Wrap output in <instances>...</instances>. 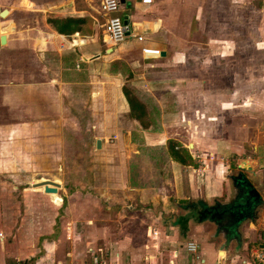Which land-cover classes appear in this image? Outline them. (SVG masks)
I'll list each match as a JSON object with an SVG mask.
<instances>
[{"label":"crops","instance_id":"1","mask_svg":"<svg viewBox=\"0 0 264 264\" xmlns=\"http://www.w3.org/2000/svg\"><path fill=\"white\" fill-rule=\"evenodd\" d=\"M96 1L21 0L5 22L0 16L7 36L0 43V150L16 122L40 123L41 130L46 121L64 127L67 119L92 118L96 134L114 133L95 136L93 149L85 141L84 152L96 150L111 176L96 181L100 168L85 174L79 202L88 188L94 210L81 229L61 220L68 197L81 189L70 180L22 186L12 183L17 176H0V264L259 262L264 0H122L115 15L144 41L118 45L110 43ZM66 18L83 21L73 33L62 27L64 34L48 23ZM145 46L161 56L144 57ZM127 83L147 108L149 128L131 117ZM71 97L83 104L72 106ZM170 141L188 150L187 164L171 157ZM113 149L122 150L123 163ZM50 162L65 166L66 157ZM43 181L59 184L58 192L35 186ZM192 241L198 258L187 250Z\"/></svg>","mask_w":264,"mask_h":264},{"label":"rangeland","instance_id":"2","mask_svg":"<svg viewBox=\"0 0 264 264\" xmlns=\"http://www.w3.org/2000/svg\"><path fill=\"white\" fill-rule=\"evenodd\" d=\"M19 1L21 0H0V10H13L14 7L19 6ZM96 2L99 6V2ZM28 4V2L23 3V7H28ZM228 7L229 6H227V8ZM249 7L250 6H247V8ZM16 12L19 13V11ZM15 19L16 18H13V21H15ZM1 20L5 22L6 17L2 18ZM14 24L15 22L4 23L3 28L6 30ZM207 29L208 28L205 29V34ZM203 37L201 38V44L202 46H205L206 43L203 42H206L204 41L206 38ZM152 39L157 41L159 38L155 36L152 37ZM127 84L130 86V89L135 88L134 85L131 86L130 83ZM70 100L72 102V106L75 107H79L83 104V102L81 103L75 97H71ZM89 119L92 121V118ZM89 119H67L64 127H61L59 122L53 120L50 122L46 121L42 122L44 128L41 130H39L40 126H38L40 123L26 122V127L22 128L20 127V122H16L14 124V128L9 131L10 133L4 134L6 138L4 141L6 144L3 145L4 149L0 150V176H17V179L12 181L14 185L19 184L22 186H27V184H30L38 179H49L59 181L61 183H64L65 180H70L74 187L81 188L80 190L76 191V193L71 195V197H68V206L65 212H63L64 218H61L63 221L72 220L74 222V228L78 229L82 228L83 221L86 219V217L92 215L94 210L93 200L89 199L90 191L88 188L86 189V193H84V196H86L83 197V199L79 202L83 196L80 192L85 189L84 179L85 177H90L85 176V174L87 175L89 173H94L93 175H95L97 168L98 170L100 168V170L97 171V175L93 176L96 181L99 176L102 178L111 176L110 171L104 166L105 164L100 161V156L95 153L97 151L94 150V154L92 153L91 155L89 153H85L84 144L86 143V140H92L91 148L93 149L95 136L97 138H110L114 135V133L102 132L96 134L95 131L98 129L90 128V124H94V122L88 121ZM173 119L175 120L176 117ZM57 124H59V127H56ZM59 128L64 130V133L61 135V137L58 134L60 131ZM109 143L111 142L109 141ZM59 145H61L63 148L62 152L59 151ZM115 145L116 144L113 146ZM112 153H116L115 157L120 163L124 162L122 150L113 149L111 154ZM59 157H66L65 166L52 164L50 162L51 160L58 161ZM246 166L247 165H245V168H248ZM233 173L238 174L237 171H233ZM98 185L103 186V184H100L99 182ZM121 222H123V220H121ZM125 228V226L122 227L121 223H119V229L117 231L118 234H124L126 232ZM82 230L85 232L84 229ZM92 232H95V230L93 229ZM93 235L94 233H90L91 238Z\"/></svg>","mask_w":264,"mask_h":264},{"label":"built area","instance_id":"3","mask_svg":"<svg viewBox=\"0 0 264 264\" xmlns=\"http://www.w3.org/2000/svg\"><path fill=\"white\" fill-rule=\"evenodd\" d=\"M100 2L101 13L105 17L104 29L108 36L110 43L118 45L120 42L127 38H133L138 42H143L144 37L133 32H129L124 24L123 20L116 16L121 0H98ZM155 0H140L143 5H151ZM142 54L146 58H159L161 56V50L157 48L143 47ZM155 234V233H154ZM187 250L193 256L198 255L199 245L195 242H189L187 244ZM198 258V257H197ZM256 259L259 262L249 261L243 264H264V254H258ZM94 264H101L97 259L94 260Z\"/></svg>","mask_w":264,"mask_h":264},{"label":"trees","instance_id":"4","mask_svg":"<svg viewBox=\"0 0 264 264\" xmlns=\"http://www.w3.org/2000/svg\"><path fill=\"white\" fill-rule=\"evenodd\" d=\"M47 3L51 2H58L60 0H44ZM83 20L80 19H58L57 21L55 20H48V23L57 31H59L60 33L64 34V29L62 27L67 26L68 28H70V32L73 33V31H75V25L77 26V24L82 23ZM70 33V34H71ZM123 92L130 104L131 107V117L135 120H137L138 122H140V124L144 127V128H149L150 127V118L147 114V108L146 106L139 101V99L136 97L135 93L136 91L134 89H130V86L128 84H126L123 87ZM168 150L169 153L171 155V157H173V159H175L176 161L182 163V164H187L189 162V160L191 159V157L188 155V150L182 148L178 142H174V141H170L168 142ZM202 214H204V212H202Z\"/></svg>","mask_w":264,"mask_h":264},{"label":"water","instance_id":"5","mask_svg":"<svg viewBox=\"0 0 264 264\" xmlns=\"http://www.w3.org/2000/svg\"><path fill=\"white\" fill-rule=\"evenodd\" d=\"M121 2H122V0H121ZM8 15H9V11L7 9L0 11V16L2 18H5ZM124 24H126V22H124ZM0 33H1L0 43L4 45V44H6L7 36L2 34V24L0 26ZM97 148H101V140H99V139L97 140ZM35 186L36 187H45L46 193H57L60 185L57 183L51 182V181H43V182H39V183L35 184ZM50 186H52V187H50Z\"/></svg>","mask_w":264,"mask_h":264}]
</instances>
